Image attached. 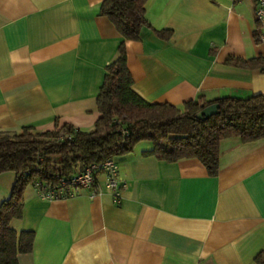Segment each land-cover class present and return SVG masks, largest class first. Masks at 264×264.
<instances>
[{
  "label": "crops",
  "instance_id": "0c3cea01",
  "mask_svg": "<svg viewBox=\"0 0 264 264\" xmlns=\"http://www.w3.org/2000/svg\"><path fill=\"white\" fill-rule=\"evenodd\" d=\"M104 0H0V132L61 125L90 131L106 66L122 37ZM151 28L127 41L134 90L182 107L264 93V73L237 61L264 57L253 0H148ZM170 31L162 39L157 31ZM146 144V145H145ZM140 143L119 162L120 200L100 175L92 188L43 200L25 192L17 230L34 231L20 264H252L264 250V140L221 143L211 177L198 160L168 163ZM16 173L0 175V208Z\"/></svg>",
  "mask_w": 264,
  "mask_h": 264
},
{
  "label": "trees",
  "instance_id": "16d2710c",
  "mask_svg": "<svg viewBox=\"0 0 264 264\" xmlns=\"http://www.w3.org/2000/svg\"><path fill=\"white\" fill-rule=\"evenodd\" d=\"M147 1L104 0L101 5V16L110 19L122 41L116 58L106 66L97 97L100 116L92 130L57 121L55 129L45 132L34 127L0 132V175L16 173L11 194L0 208V264H20V256L34 249L35 232L14 226L23 219L25 192L30 186L55 188L60 179L69 180L91 165L131 154L143 142L152 144L146 155L168 163L198 160L211 177H217L224 140H264V93L216 101L198 97L182 107L151 104L138 95L127 65L126 42L140 40L143 29L151 28ZM156 33L162 39L171 36L166 30ZM237 63L264 73V57ZM216 104L219 114L199 118L204 109ZM252 264H264V250Z\"/></svg>",
  "mask_w": 264,
  "mask_h": 264
},
{
  "label": "built area",
  "instance_id": "2783aa9c",
  "mask_svg": "<svg viewBox=\"0 0 264 264\" xmlns=\"http://www.w3.org/2000/svg\"><path fill=\"white\" fill-rule=\"evenodd\" d=\"M232 1L241 2L243 0ZM253 1L256 4V18L261 29L258 40L264 45V0ZM100 175L105 177L107 189L114 194L115 201L118 202L120 200L119 162L116 158L109 159L99 165H91L69 180L60 179V184L55 188L36 184L35 189L43 200L51 201L67 196V193L73 188L89 189L94 187Z\"/></svg>",
  "mask_w": 264,
  "mask_h": 264
},
{
  "label": "water",
  "instance_id": "95a60500",
  "mask_svg": "<svg viewBox=\"0 0 264 264\" xmlns=\"http://www.w3.org/2000/svg\"><path fill=\"white\" fill-rule=\"evenodd\" d=\"M219 114V105H212L206 109H204L200 114H199V118L201 119H208L214 115Z\"/></svg>",
  "mask_w": 264,
  "mask_h": 264
},
{
  "label": "rangeland",
  "instance_id": "374dc122",
  "mask_svg": "<svg viewBox=\"0 0 264 264\" xmlns=\"http://www.w3.org/2000/svg\"><path fill=\"white\" fill-rule=\"evenodd\" d=\"M144 143H149V144L151 145L150 142H144ZM145 145H146V144H145ZM31 189H32V186L28 187L26 190L28 191V190H31Z\"/></svg>",
  "mask_w": 264,
  "mask_h": 264
}]
</instances>
